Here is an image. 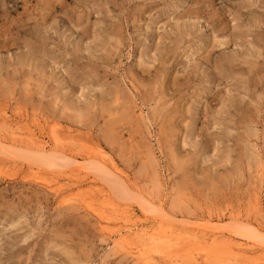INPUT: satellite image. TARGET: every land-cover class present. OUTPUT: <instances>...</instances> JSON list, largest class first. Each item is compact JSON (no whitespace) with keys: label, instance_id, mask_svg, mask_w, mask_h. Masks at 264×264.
<instances>
[{"label":"rangeland","instance_id":"374dc122","mask_svg":"<svg viewBox=\"0 0 264 264\" xmlns=\"http://www.w3.org/2000/svg\"><path fill=\"white\" fill-rule=\"evenodd\" d=\"M159 218L264 231V0H0V264H224Z\"/></svg>","mask_w":264,"mask_h":264},{"label":"bare ground","instance_id":"6f19581e","mask_svg":"<svg viewBox=\"0 0 264 264\" xmlns=\"http://www.w3.org/2000/svg\"><path fill=\"white\" fill-rule=\"evenodd\" d=\"M8 151H10V150L8 149ZM4 153L7 154V152H4ZM98 154H100V153H98ZM62 156H59V155L54 154L52 152H49L47 154L38 153V156H37V158H36V160L34 162L37 165H39V167L42 166V165L43 166L46 165L45 167L48 166L50 168H57V167H60V166H63V167L69 166V167H71V166H74V165L76 166L78 164V163L75 162L74 158H69V157H65V156L62 157ZM60 157L62 159H60ZM97 158H99L103 162V163H101L102 166H103L102 170H98V169L97 170L99 172H104L105 175H106V176L105 175L104 176L100 175V176H103L104 180L107 181L111 185L113 190H115L119 195L120 194H124L126 192V188H124V183L121 182V180L123 179L121 177V175H119V173L114 168H113V170H111L110 169L111 168L110 164H109V166H107L106 165V161L103 158H100L99 156H96V159ZM82 166H84V165H82ZM101 192H102V190H101ZM107 197L109 198L110 196H107ZM108 200H110V198ZM102 202H104V201H102ZM141 202H143V201H141ZM100 204H101V201H100ZM108 204L109 203H107V205ZM141 204H139V205H140V207L143 206L144 216L148 217L147 214L149 215L150 213H152L154 211V209L152 210L150 207L148 208V207H146V205L144 206V205H141ZM111 206H112V204H111ZM91 207L93 209L94 206H91ZM95 207H97V206H95ZM107 209H108V207H107ZM112 209L114 211H116V207H115L114 203H113ZM157 209H156V211H154L155 214L157 212ZM143 211H142V213H143ZM107 212H109V211L107 210ZM111 213H113V212H111ZM94 214L97 215L96 213H94ZM109 214L110 213H108V215ZM151 215H153V213ZM162 215H160V216H162ZM109 216L111 217V215H109ZM163 216H165V215H163ZM108 219H110V218H108ZM166 220L163 219V218H159V221H158L159 223L158 224L156 223L153 226V231L154 230L156 231V234L153 235V236L157 237V238H155L153 240H155V242L158 245L160 244V246H162L161 248L160 247H158V248H160V252L163 255L162 257H164V258H166L168 256L169 252L172 250L171 248H173L175 250L177 255L179 254L182 258H184L186 260L192 259L194 257V253L196 252L198 255H206L208 257V259L216 261L215 263H217V260L219 258H221V260L223 261L224 264H236V263H233L234 257H237V258L238 257H244L248 261L249 259H247V257H246L247 254H249V253H258V254L259 253H263V254H261L259 256V258L257 257L258 258L257 260H259L258 264H264V231L262 232V230L259 231V229H256L254 227L253 234H251V237L248 238V237H246L245 235H243L241 233V231H243V230H241V225L231 224L230 226H232V228H233L232 230H231V227L230 228L215 227V229H213L214 227H211V229L209 231L208 229L205 230V229H200L199 227H196L197 225L192 224V222L189 223V225L187 226V225L176 224V223H174L175 221L172 222L171 219H168L170 221H166ZM151 226H152V224H151ZM140 234H141V232H140ZM140 234H138V235H140ZM122 235H124V234H121L120 236L122 237ZM126 235H128V233ZM142 235H144V234H142ZM144 236H146V233H145ZM140 239L142 240V238H140ZM120 240H122V238H120ZM132 243H133V241H132ZM146 243H147V241H146ZM144 244H143V246H144ZM135 250L133 252H135ZM145 252H143V253H145ZM160 258H161V256H160ZM152 260L153 259H151V257L149 255L146 256V258L145 257L143 258V261L146 262V264H151L150 261H152ZM186 264H187V262H186Z\"/></svg>","mask_w":264,"mask_h":264}]
</instances>
